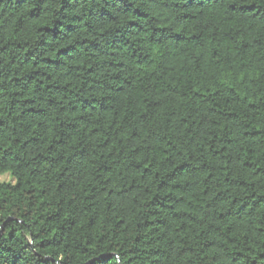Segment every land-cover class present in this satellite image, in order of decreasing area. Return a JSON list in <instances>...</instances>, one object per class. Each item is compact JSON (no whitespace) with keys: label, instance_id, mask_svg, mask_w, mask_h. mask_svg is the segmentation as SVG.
Wrapping results in <instances>:
<instances>
[{"label":"trees","instance_id":"16d2710c","mask_svg":"<svg viewBox=\"0 0 264 264\" xmlns=\"http://www.w3.org/2000/svg\"><path fill=\"white\" fill-rule=\"evenodd\" d=\"M0 264H264V0H0Z\"/></svg>","mask_w":264,"mask_h":264},{"label":"rangeland","instance_id":"374dc122","mask_svg":"<svg viewBox=\"0 0 264 264\" xmlns=\"http://www.w3.org/2000/svg\"><path fill=\"white\" fill-rule=\"evenodd\" d=\"M12 177H10L9 175L5 174V175H0V181H12Z\"/></svg>","mask_w":264,"mask_h":264}]
</instances>
